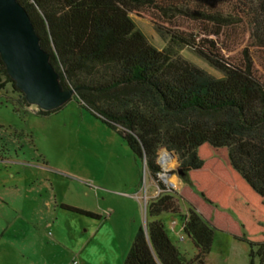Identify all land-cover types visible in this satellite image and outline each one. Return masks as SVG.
Returning <instances> with one entry per match:
<instances>
[{"label":"trees","instance_id":"16d2710c","mask_svg":"<svg viewBox=\"0 0 264 264\" xmlns=\"http://www.w3.org/2000/svg\"><path fill=\"white\" fill-rule=\"evenodd\" d=\"M16 1L62 88L75 90L151 178L159 151L177 157L185 186L147 205L146 231L123 264H206L216 232L246 244L250 264H264V0ZM132 15L149 20L166 47L149 44ZM185 48L222 76L184 60ZM8 84L27 101L0 58V91ZM162 215L180 219L192 258L173 245Z\"/></svg>","mask_w":264,"mask_h":264},{"label":"rangeland","instance_id":"374dc122","mask_svg":"<svg viewBox=\"0 0 264 264\" xmlns=\"http://www.w3.org/2000/svg\"><path fill=\"white\" fill-rule=\"evenodd\" d=\"M131 18L149 44L166 47L149 20ZM179 55L222 76L187 48ZM40 110L9 84L0 91V264H123L137 231L145 229L147 205L185 186L177 157L166 152L173 162L165 169L159 151L154 180L124 140L73 97L48 115ZM159 220L179 252L192 258L180 219ZM250 262L246 244L215 233L206 264Z\"/></svg>","mask_w":264,"mask_h":264},{"label":"water","instance_id":"95a60500","mask_svg":"<svg viewBox=\"0 0 264 264\" xmlns=\"http://www.w3.org/2000/svg\"><path fill=\"white\" fill-rule=\"evenodd\" d=\"M0 58L28 104L54 111L75 94L60 85L27 12L16 0H0Z\"/></svg>","mask_w":264,"mask_h":264},{"label":"bare ground","instance_id":"6f19581e","mask_svg":"<svg viewBox=\"0 0 264 264\" xmlns=\"http://www.w3.org/2000/svg\"><path fill=\"white\" fill-rule=\"evenodd\" d=\"M161 155H162V157H161L160 163L163 166V168L167 169V168L171 167L173 159L170 157V155H168L165 152H162Z\"/></svg>","mask_w":264,"mask_h":264},{"label":"crops","instance_id":"0c3cea01","mask_svg":"<svg viewBox=\"0 0 264 264\" xmlns=\"http://www.w3.org/2000/svg\"><path fill=\"white\" fill-rule=\"evenodd\" d=\"M192 246H193V245H192ZM193 250H194V247H193ZM194 252H195V250H194ZM194 252H193V253H194Z\"/></svg>","mask_w":264,"mask_h":264},{"label":"built area","instance_id":"2783aa9c","mask_svg":"<svg viewBox=\"0 0 264 264\" xmlns=\"http://www.w3.org/2000/svg\"><path fill=\"white\" fill-rule=\"evenodd\" d=\"M180 232H181V230H180Z\"/></svg>","mask_w":264,"mask_h":264},{"label":"clouds","instance_id":"9594fccd","mask_svg":"<svg viewBox=\"0 0 264 264\" xmlns=\"http://www.w3.org/2000/svg\"><path fill=\"white\" fill-rule=\"evenodd\" d=\"M159 175V174H158Z\"/></svg>","mask_w":264,"mask_h":264}]
</instances>
